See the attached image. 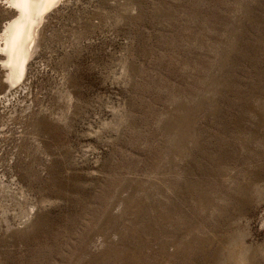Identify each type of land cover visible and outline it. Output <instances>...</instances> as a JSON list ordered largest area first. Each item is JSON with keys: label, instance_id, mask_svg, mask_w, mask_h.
<instances>
[{"label": "rangeland", "instance_id": "rangeland-1", "mask_svg": "<svg viewBox=\"0 0 264 264\" xmlns=\"http://www.w3.org/2000/svg\"><path fill=\"white\" fill-rule=\"evenodd\" d=\"M0 264H264V0L60 3L0 105Z\"/></svg>", "mask_w": 264, "mask_h": 264}, {"label": "bare ground", "instance_id": "bare-ground-1", "mask_svg": "<svg viewBox=\"0 0 264 264\" xmlns=\"http://www.w3.org/2000/svg\"><path fill=\"white\" fill-rule=\"evenodd\" d=\"M65 1L0 0L14 12L0 27V72L8 82L7 91L0 94V105L12 103L22 91L28 64L39 50L50 16Z\"/></svg>", "mask_w": 264, "mask_h": 264}]
</instances>
